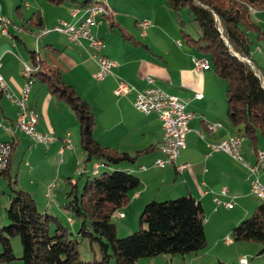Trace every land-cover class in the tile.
<instances>
[{
    "label": "crops",
    "instance_id": "crops-1",
    "mask_svg": "<svg viewBox=\"0 0 264 264\" xmlns=\"http://www.w3.org/2000/svg\"><path fill=\"white\" fill-rule=\"evenodd\" d=\"M80 1L0 0V13L13 21V24L9 21V32H0L1 72L10 89L17 95L22 93L26 82L22 74L23 62L33 65L36 59L38 63L57 70L62 80L73 85L89 102L95 115V138L105 147L134 157L103 169H122L140 178L139 186L129 192L127 203L118 210L123 213L121 217L125 218V224L135 226L145 204L153 199L191 195L202 204L207 227L212 224L213 231L217 232L215 244L218 245L221 238L227 243L229 232L233 233L234 227L262 200L259 199L257 204L252 200V197H258L251 191L254 173L248 166L224 150L213 149V145L222 139L237 135L239 127L228 115L225 80L218 74L211 57L197 47L201 35L199 26L187 28L186 6L175 10L169 0H107L112 11L100 16L92 30L104 40L101 53L113 59L116 65L105 79L96 80L93 73L98 69V63L88 56L87 40L81 45L58 31H51L38 39L36 35L40 28L53 27L60 20H76L71 8ZM65 2H69L67 9L64 8ZM14 7L21 22L11 17L15 15ZM252 18L264 30V9L253 10ZM142 20L151 22L145 33L139 24ZM17 26H22L20 32L15 30ZM250 35L256 40L252 52L255 61L250 59V62L254 66L257 64L258 70L264 74V37L259 39L256 31H250ZM41 38L45 41L42 53L38 50ZM34 40L37 49H34ZM195 56L208 57L211 66L197 69L193 62ZM258 57L262 67L256 61ZM147 76L154 78L155 85L186 101L187 109L192 113L186 147L177 160L178 164L187 165L182 170L176 163L164 167L154 165L155 159L163 155L162 120L156 113L140 111L134 103L137 90L147 86ZM121 79L136 89L117 94L115 90ZM197 93L202 96L197 97ZM27 102L39 113L37 128L54 134L57 139L43 145L35 143L24 132L10 131L14 128L20 106L0 90V142L12 144L7 174H0L3 178L0 188L6 191L5 181L23 187L32 193L42 213L55 215L53 210L62 212L58 207L60 197L66 196L71 182L76 181L79 186V180L74 178L83 174L87 177L91 173L96 175L102 168L96 172L93 169L96 161L85 163L87 152L82 146L79 117L67 100L52 90L47 75L34 76ZM217 122L220 125L212 131L209 124ZM68 133L72 146H66L62 151ZM259 139L243 136L241 150L246 162L256 166V174L264 181V166L258 160V153L264 150V140L260 145ZM80 168L81 172L78 171ZM223 187L228 188V194L222 195L221 199L233 201L232 208L224 203L217 205L214 201V196ZM230 209H236L237 213L233 214ZM114 217L120 215L115 212ZM67 221L73 226L76 224L74 219L73 222Z\"/></svg>",
    "mask_w": 264,
    "mask_h": 264
},
{
    "label": "trees",
    "instance_id": "trees-1",
    "mask_svg": "<svg viewBox=\"0 0 264 264\" xmlns=\"http://www.w3.org/2000/svg\"><path fill=\"white\" fill-rule=\"evenodd\" d=\"M88 1L81 0L79 5H87ZM169 3L175 10L189 6L193 13L192 19L201 30L197 47L211 57L227 84L228 115L239 127L237 135L264 140V83L253 65L241 58L246 56L255 61L252 52L256 40L252 39L250 31L258 32L262 39L264 30L252 18V13L264 9V0H169ZM37 63L35 59L34 64ZM255 67L259 68L257 64ZM33 69L32 77L47 75L52 90L65 98L77 113L82 146L87 152L85 163L99 161L100 169H105L134 159L127 152L103 146L95 138V115L89 102L73 85L62 80L57 70L42 63ZM178 158L174 161L176 166L180 164ZM260 162L264 166V161ZM9 165L0 168V174L6 175ZM139 184L136 174L122 169L104 170L92 179L88 176L81 193L76 181L71 182L64 209L81 216V235L98 243L102 258L91 260L80 257L78 239L71 237V232L55 215L42 213L29 190L8 184L7 223L0 226V264L16 258L11 244L13 236L21 239L23 264H106L112 258L115 264H136L141 257L162 253H199L207 245L205 215L200 201L191 195L149 201L140 214L141 228L118 236L114 213L127 203L129 192ZM260 200L253 212L234 227L235 241L264 245V200ZM52 218L57 223L54 232L50 230ZM217 264L229 263L219 260Z\"/></svg>",
    "mask_w": 264,
    "mask_h": 264
},
{
    "label": "built area",
    "instance_id": "built-area-1",
    "mask_svg": "<svg viewBox=\"0 0 264 264\" xmlns=\"http://www.w3.org/2000/svg\"><path fill=\"white\" fill-rule=\"evenodd\" d=\"M112 8L107 0H104L103 6L90 5H75L71 8V14L77 17L74 21L60 20L53 27H42L40 33L36 35H45L51 31H58L68 36L71 41L83 44V40L88 41L87 52L90 58H93L98 63V69L93 73V77L96 80H103L109 74L112 73L113 67L116 62L101 53L104 47V40L102 37L97 36L92 26L97 24L99 17L103 14L111 13ZM1 12V4H0ZM142 32L145 33L146 29L151 25L149 20H142L139 22ZM11 25L7 20V17L0 13V31L7 33L10 30ZM16 30V29H15ZM249 59V58H248ZM250 61V59H249ZM194 65L197 69L202 70L211 66V60L206 56H195L193 58ZM252 63V61L250 62ZM256 74L263 80L264 74L255 68L252 63ZM2 61L0 60V90L5 92L13 101L20 106V112L15 120L14 128L10 129L12 132L21 131L29 135L35 143L48 145L57 137L50 132H43L37 128L39 119V113L34 111L29 104L26 103V91L31 89L34 77L31 76V69L38 68V63L31 65L27 62H23L22 74L26 79L24 88L20 95L12 92L10 85L1 72ZM147 86L144 89L137 90L135 97V106L142 112L156 113L162 120L163 124V141L161 149L163 155L157 157L154 161V165L158 167H164L168 164L174 163L179 157L181 148L186 146V136L190 131L189 121L192 117V113L187 109V103L177 95L170 94L163 90L161 87L154 84V78L152 76L146 77ZM133 89H136L133 84L121 79L119 85L116 88L117 94H125ZM197 97H201L202 94L197 93ZM0 125L1 122H0ZM216 124L211 125V130H217ZM65 145L63 149L68 146H72V140L70 133L64 138ZM242 138H238L237 135L229 136L222 139V144L213 145V149L224 150L231 154L235 159L242 162L244 165L254 173L251 178V191L252 193H264V181L256 174V166L249 165L243 157L241 150ZM11 155V143L7 141L0 142V168H4L8 165ZM102 165L101 162L96 161L93 164V168H98ZM187 165L185 163L179 164L177 167L182 170ZM145 169L146 167L143 166ZM82 171V168L78 170ZM228 194V188L223 187L219 193L214 196V201L217 205L225 204L227 207H233V201H223L222 195ZM120 216L123 213L119 214ZM71 222L73 219L70 217ZM226 242L231 243V237L226 236ZM242 264H249L247 256L241 257Z\"/></svg>",
    "mask_w": 264,
    "mask_h": 264
},
{
    "label": "rangeland",
    "instance_id": "rangeland-1",
    "mask_svg": "<svg viewBox=\"0 0 264 264\" xmlns=\"http://www.w3.org/2000/svg\"><path fill=\"white\" fill-rule=\"evenodd\" d=\"M67 3L69 2L64 3V8L66 9L68 7ZM90 4H97L99 6L101 5L103 6V4L102 3L100 4L97 0H95L94 3L92 2L87 5H90ZM186 8H187V11H185V17H186L185 26L187 28L198 26L197 22L192 19L193 13L191 12L189 6H186ZM13 11L15 15L14 16L12 15L11 17L21 22L22 20L19 17L18 12L16 11L15 7ZM190 16L192 17L191 18L192 20L190 19ZM8 20L11 22V24H13V21L11 20L9 16H8ZM19 27L22 28V26H19ZM39 42H40V49L38 50H40V52L42 53V49L45 44L44 38H41ZM35 48L37 49L36 41L34 42V49ZM24 52L27 53L25 49H24ZM25 56L27 57L28 60H30L29 56H27L26 54ZM256 61L260 65V67H262V64L258 62L260 61L259 57L256 58ZM259 144L262 145L261 137L259 139ZM260 152L258 153L259 161H264L260 159L259 157ZM100 171L102 172L103 169H101ZM89 176L92 179L94 177V174L91 173ZM2 179L3 178H1L0 180ZM74 179L79 180L80 183H79L78 188H79V193H81L88 179L87 174L79 175L75 177ZM4 188L6 190L5 192H3L2 189L0 188V226L7 223L6 207L9 202L8 201L9 197L7 193L8 184L6 181L4 183ZM65 195H66L65 197H60V203H59L60 205L58 206L59 210H61L62 212H59L58 210H53L52 213L55 214V216L60 221V223L63 226H65L68 229V231L71 232V237L78 239L79 241L78 250H79V255L82 259H86V260L101 259L102 254L99 250L98 243L92 242L88 237L82 236L79 231V229L82 226V222H83L82 217L79 216L74 211H68L66 213V209H64V203L67 201V193H65ZM259 199L252 197V200L256 204L260 202ZM230 210H231L230 212H232L233 214L237 213L236 209H230ZM117 212L120 214L122 213L119 211ZM69 215L72 216L73 219L76 221V224L74 226L72 224H69L67 221ZM139 219L140 218L138 217L135 226H133L134 224L131 226V223H128V224L124 223L125 218L121 216L114 217V222L116 223L118 236H121V237L126 236L130 234L131 232L140 229L141 225L139 223ZM56 226H57V223L55 222V219L52 218L50 221L51 232H54ZM206 227H207V223L205 224V234H206V239H207V245H205V247H203L201 251H199L200 252L199 254H202V255H198V253H187V254L176 253L173 256V254H170V253H162L155 257H141L137 260L136 264H217L219 260L225 261L229 264H242L241 257L243 256H247L250 262L249 264H264V245L262 243L255 242V241H246V240L235 241L233 233L230 231L229 235L231 236L232 242L227 244L225 243V240L221 238L217 241L219 242V244L216 245L214 241H215V237L217 236V232H214L213 231L214 227L212 226V224H209L207 227V233H206ZM11 244L13 247V251L16 255V258L13 259L12 261L6 262L5 264H23V259L21 258L23 255V246H22L20 237L19 236L11 237ZM205 251L207 252V254H203ZM106 264H115L114 259L113 258L110 259Z\"/></svg>",
    "mask_w": 264,
    "mask_h": 264
},
{
    "label": "bare ground",
    "instance_id": "bare-ground-1",
    "mask_svg": "<svg viewBox=\"0 0 264 264\" xmlns=\"http://www.w3.org/2000/svg\"><path fill=\"white\" fill-rule=\"evenodd\" d=\"M99 3H101L102 1H104V0H97ZM95 6H99V5H97V4H95ZM102 6V5H101ZM8 20V19H7ZM10 24V23H9ZM16 28V31H18V32H20L21 30H22V28H20V27H15ZM40 33V30L38 31V33L37 34H39ZM42 35H38L37 37H41ZM38 43H39V41H38ZM34 69L32 68L31 69V76H32V71H33ZM29 91H30V89H28L27 91H26V103L28 104V102H27V99H28V94H29ZM214 124H216V126H219L220 124L217 122V123H213V124H209V128L211 129V125H214ZM237 137L238 138H242L241 136H239V135H237ZM220 144H222V140L220 141V142H218V143H216L215 145H220ZM241 145H242V143H241ZM11 150H12V144H11ZM259 157H260V159H262V160H264V150L263 151H261L260 152V155H259ZM100 168V167H99ZM253 194H255L258 198H260V199H263L264 200V193H253ZM116 214H120V213H116ZM69 219V221L71 222V219L70 218H68Z\"/></svg>",
    "mask_w": 264,
    "mask_h": 264
},
{
    "label": "water",
    "instance_id": "water-1",
    "mask_svg": "<svg viewBox=\"0 0 264 264\" xmlns=\"http://www.w3.org/2000/svg\"><path fill=\"white\" fill-rule=\"evenodd\" d=\"M229 43V42H228ZM242 59H245V60H247V61H249V59L248 58H245V57H241ZM250 62V61H249Z\"/></svg>",
    "mask_w": 264,
    "mask_h": 264
}]
</instances>
